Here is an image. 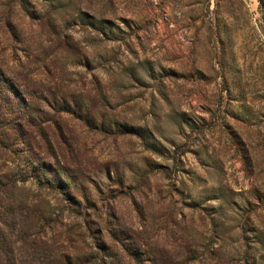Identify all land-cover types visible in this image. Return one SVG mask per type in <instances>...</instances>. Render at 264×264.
Listing matches in <instances>:
<instances>
[{
  "label": "rangeland",
  "instance_id": "1",
  "mask_svg": "<svg viewBox=\"0 0 264 264\" xmlns=\"http://www.w3.org/2000/svg\"><path fill=\"white\" fill-rule=\"evenodd\" d=\"M0 264H264V0H0Z\"/></svg>",
  "mask_w": 264,
  "mask_h": 264
}]
</instances>
